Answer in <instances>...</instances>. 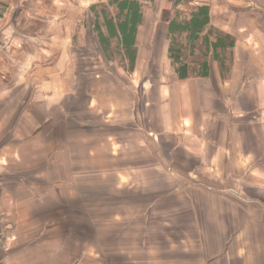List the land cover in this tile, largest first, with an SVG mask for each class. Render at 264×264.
I'll return each instance as SVG.
<instances>
[{
    "label": "rangeland",
    "instance_id": "rangeland-1",
    "mask_svg": "<svg viewBox=\"0 0 264 264\" xmlns=\"http://www.w3.org/2000/svg\"><path fill=\"white\" fill-rule=\"evenodd\" d=\"M30 1L0 0V60L12 56L17 59L0 64L3 85L8 74H13L11 84L0 86V264H205L207 257L200 252L196 237L199 231L196 197L191 192L193 187L210 182L204 175L213 172L208 165L197 161L183 160L173 165L159 162L163 160V150L157 140L144 131L147 123L144 94L139 100L142 114H137L134 120L130 111L127 112L130 117L125 115L127 123L122 131L115 126L108 128L111 123H102L100 118L91 122L103 130L95 127L82 133L86 134L83 140L94 145L88 148V156H85L86 148L79 145L80 138L79 156L72 155L75 152L74 148L70 152V146L77 143L71 138L74 131L69 129L72 126L58 123L63 118L56 112L57 106H69L80 99L57 100L49 91L47 96L50 98L42 100L45 103L42 108H49L50 116L54 118L43 126L46 130L25 125L24 112L27 115L38 106L34 96L39 95L43 86L37 81V71L32 70L35 66L30 71L27 69L30 66L28 55L16 50L21 48L22 40L28 42L38 36L55 40L56 37L52 22L41 25L34 19L38 6ZM195 3L208 5L210 16L213 7L216 11L228 9L230 13L251 12V16L243 21L248 23L241 33L243 39L240 41L232 34L240 63L243 61L250 66L246 70L239 69L237 74L240 78H248L253 90L264 94V0H196ZM144 4L147 22L143 28H149L157 17L159 31L175 15L177 7L184 8V20L193 12L187 10L186 5L181 7L177 0H154ZM63 5L71 13L77 7L80 10L84 7L83 3ZM92 5L83 12L77 9L79 17L72 23L77 30L71 51H79L78 60L86 66L82 68L103 70L106 64L102 60L107 63L106 59L110 58L116 63L108 64L107 69L117 72L124 58L112 23L106 21L117 8L109 7L108 0H99ZM230 13L226 11L218 17ZM97 18L106 32L108 44L102 42L97 33ZM223 21L227 24L231 21L229 26L235 30L236 26H245L239 24L240 21L236 24L234 18ZM64 24L71 25L70 20ZM198 27L201 26H194L198 44L203 46L206 41H216L213 35L207 38L206 30ZM186 31L184 28L182 38ZM11 37L18 38L19 45L9 49L11 44H6L11 43ZM196 57L202 58L200 53ZM230 61L228 53L227 67ZM16 62L19 65L14 66ZM126 76L129 77L127 73ZM164 85L158 84L159 87ZM256 101L261 103L260 99ZM6 112L13 115L6 117ZM93 114L94 109L87 112L86 117H99ZM185 115L191 122L190 109ZM33 117L37 123L36 114ZM245 118L234 117L232 122L244 124ZM247 118L251 119L250 116ZM3 119H11L12 124L6 125ZM64 119L69 121L70 115ZM228 119L223 118V121ZM135 124L141 125L143 131L134 128ZM118 134L121 135L118 137ZM108 135L116 137L114 144L121 137L125 138L124 152L120 147L122 153L118 154L117 147L103 144ZM150 154L159 158L158 163H147L153 157Z\"/></svg>",
    "mask_w": 264,
    "mask_h": 264
},
{
    "label": "crops",
    "instance_id": "crops-1",
    "mask_svg": "<svg viewBox=\"0 0 264 264\" xmlns=\"http://www.w3.org/2000/svg\"><path fill=\"white\" fill-rule=\"evenodd\" d=\"M98 1H30L38 6L37 12L33 15L34 19H38L41 25L52 22L56 37L55 40L40 36L28 39V42L22 40L21 48L16 50L28 55L30 66L27 69L30 71L31 67L35 66L32 70L34 73L37 71V81L43 86L39 95L34 96L38 99V106L27 115L24 112L23 117L27 121L25 125L28 127L33 125L32 127L39 131L46 130L43 126H47L54 118L50 116L52 113L49 112V108H42L45 105L44 101L50 98L47 96L49 91L57 100L68 97L80 99L69 106H57L56 112L63 118L58 123L72 126L69 129L74 131L71 138L77 143L70 146V152L72 153L71 148H74L75 152L72 155L79 156L80 138L79 145L86 148V156L88 148L94 145L88 140H83V135L86 134L82 133L95 127L103 130V127L91 122L100 118L102 123H111L108 128L115 126L122 131L127 123L126 114L130 117L131 113L134 120L137 114H142L139 100L144 94L143 105L147 115L144 131L151 139L157 140L163 150L164 155H161L163 160L159 162L173 165L183 160L197 161L199 164L208 165L213 172L204 175L210 182L193 187L191 192V195L196 197L194 203L197 204L199 226L197 242L200 244V252L207 257L204 263L264 264V94L253 90L247 82L248 78H240L241 76L237 74L239 69L246 70L250 66L243 61L240 63L236 47L233 51V68L228 80L222 78L219 64L215 60H210L209 77L190 76L187 79H179L176 68L168 56L169 19L161 31L158 30L157 17L151 21L149 28H143L147 22L145 10L135 37L137 51L132 66L129 61H123L122 65H118L120 69L117 72H111L112 70L106 66L116 62L106 59L107 63L102 60L106 64L103 70L82 68L86 66L83 65V61L78 60L79 51L77 53L71 51L72 39L77 30L72 23L78 20L77 9L83 12ZM82 3L84 7L79 6L81 10L77 7L73 13L67 11V6L65 8L63 5ZM217 7L219 10V6ZM226 11L230 13L228 9L216 11L213 7L211 21L241 41L243 39L241 33L248 25L247 21L245 24L243 21L251 16V12H232L226 17H218L220 14L224 15ZM226 18L229 20L234 18L236 24L240 21L239 24L243 23L245 26H236L235 30L229 26L231 21L228 24L223 21ZM67 20H70L71 25L64 24ZM251 26H254L253 22ZM251 36L248 35L249 38ZM10 41L11 43L6 44H11L9 49L19 45L18 38L11 37ZM3 50L6 51V48L3 47ZM11 59L17 60L13 56L1 58L0 64L2 62L8 64ZM48 71L49 73L52 71L50 73L52 76H46L49 74ZM12 78L13 74H8L6 83L3 85L0 81V86L11 84ZM158 84L165 85L159 87ZM259 99L261 103L256 101ZM92 109L93 115H99L98 118L86 117V113ZM189 109L191 122L184 117ZM129 111L130 113H127ZM5 114H8L6 117L13 115L9 112ZM35 114L37 123L33 117ZM66 115H70L71 119L68 120L74 122L66 121L64 119ZM248 116L251 119H248ZM234 117L239 119L246 117L243 120L245 123L232 122ZM223 118L229 119L224 122ZM6 119H3L6 125H11V119ZM59 127L61 129V126ZM134 128L143 131L141 125L137 127L135 124ZM120 135L118 134V137ZM114 140L115 136L108 135L103 144L112 148L117 147L118 154L122 153L120 147L124 152L125 138L121 137L115 144ZM90 152L92 155L93 152ZM152 156L151 159H146L147 163H158L159 158ZM238 196L244 198L240 199Z\"/></svg>",
    "mask_w": 264,
    "mask_h": 264
},
{
    "label": "trees",
    "instance_id": "trees-1",
    "mask_svg": "<svg viewBox=\"0 0 264 264\" xmlns=\"http://www.w3.org/2000/svg\"><path fill=\"white\" fill-rule=\"evenodd\" d=\"M150 1L154 0H108V6L114 7V10L117 8V10L116 12L113 11L110 17H106V21L108 23H110L109 20L111 21L115 35L118 38L119 50L123 55V60L129 61L128 63L131 66L136 58L137 47L135 37L142 21V14L146 5L144 2L148 3ZM177 1L178 4H181V7H185L186 5L187 10L193 11L188 14L189 18L184 20V8H180L179 6L174 11L175 15L172 16L168 23V56L176 68L179 79H187L190 76L209 77L211 70L210 60H215L219 64L222 78L225 81L228 80L233 68L235 37L212 25L208 5L196 4V0ZM178 16L181 17L178 19ZM197 25L201 26L198 27L201 28L199 30H206V34H208L207 38L213 35L216 41L208 43L206 41V43L202 44L203 46L198 44L196 30L194 29V26ZM95 27L100 40L108 44L106 32H104L103 27L100 25L99 18L95 21ZM184 28L187 31L184 38H182L181 34ZM197 53H200L202 58H197ZM228 53L231 60L229 67L226 64ZM109 60L112 59L109 58ZM227 72L228 76H226Z\"/></svg>",
    "mask_w": 264,
    "mask_h": 264
}]
</instances>
